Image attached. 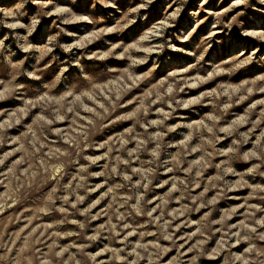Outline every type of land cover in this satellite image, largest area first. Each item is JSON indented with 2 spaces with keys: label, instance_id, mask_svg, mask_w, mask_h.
<instances>
[{
  "label": "rangeland",
  "instance_id": "1",
  "mask_svg": "<svg viewBox=\"0 0 264 264\" xmlns=\"http://www.w3.org/2000/svg\"><path fill=\"white\" fill-rule=\"evenodd\" d=\"M17 2L19 0H0V7H11ZM93 2L39 0V4H33L28 0L25 9L28 15L22 18L26 24L31 16L52 11L55 5L69 6L91 20V23L81 21L64 25L55 15L40 16V24L29 37L30 42L44 46L49 36L58 38L55 50L44 55L39 64L42 81L48 84V88L40 87L42 81L28 80L22 71L13 77L7 71L0 70V92L12 90L7 100L0 101V123L11 122L13 125L4 132L5 142L0 147V156L8 151L13 152L0 165V206L3 208L0 211V244L12 245L14 239L12 255L15 256L17 249L24 248L27 241L26 250L21 255L32 259L33 264H39L37 257L52 260V264H75L76 261L92 264L86 253H100L97 264L100 260L107 264L112 254L104 253L103 248L124 247L120 241L127 232L132 231L133 235L129 237L131 242L159 243L162 247L170 248L159 264H168L170 260L178 264V249L159 238L158 227L150 223L146 215H127L135 199L126 203L125 198L133 194V189L128 182L110 174V169L120 158L129 160L128 165H116L121 171L154 168L155 174L148 177L151 183L146 193V201L152 203H145L143 210L155 209L153 215L159 216L161 209L158 205L163 203L160 199L163 197L167 204L161 223L164 219H171L169 213L174 210L179 211L185 206L194 209L197 204L218 196L215 206L201 207L199 212L185 211L178 220L173 221L174 228L176 223L183 225L185 220H191L193 223L190 227L181 226L177 231L169 229L176 242L184 245V250L197 240H204L206 252L215 249L219 241L225 238L223 233L227 232L228 226L247 223L253 206L264 208V191L259 190L264 188V177L259 174L264 173V153L260 151L264 148V80L259 79L264 75V3L246 0V5L231 7L232 0H208L207 3H203V0H155V3L147 6V11L141 10L137 15L130 9L144 3V0H106L115 7H103L97 3L94 9L91 7ZM173 12H178L176 19L171 18ZM191 12H199V15L194 17ZM215 13H219V17ZM229 22L234 25L231 31L226 27ZM161 24L165 27L160 28ZM238 24L258 35H241L239 27H236ZM17 31L25 33L24 28ZM156 31L158 35L154 34ZM6 35L9 39L5 44L11 45L16 52L13 60L24 61L23 68L31 70L36 64L37 54L23 53L16 47L10 31L0 26V39ZM177 35L187 39H177ZM60 44H82L83 47L65 53ZM132 44L136 48H130ZM169 44L174 45L175 50ZM144 49L152 51L146 53ZM105 52L109 56L103 61L86 58ZM253 52L256 55L251 63L236 67ZM133 60L145 62L133 66ZM77 61L85 65L90 75L89 81L81 79L79 69L72 66ZM61 66L68 68V71L57 81L55 76ZM196 77L204 78L205 82L200 83ZM66 80L72 82L71 92L80 95L81 103L87 107L72 104L74 96L66 95L69 91ZM190 83L197 86L191 87ZM169 89H172L171 93ZM210 92L212 95H208ZM41 96L48 99L41 100ZM189 99L197 102L187 109L178 106V101ZM29 100L34 103L28 104ZM57 103L62 107L74 108L63 121L51 126L59 129V133L50 131V126L37 119L47 115L46 107ZM224 105H228L227 109ZM20 108L25 109V114L18 111ZM14 112L15 116L12 115ZM164 112L170 113L167 119ZM241 117L244 120L238 131L249 133V138L246 144L241 143L240 152L249 153V159L247 162L232 161L231 167L236 175H223L216 166L227 157L217 153L232 146L233 140L241 137L236 133L228 136L218 129ZM17 119L19 123H15ZM151 120H164L165 125H191L166 134V143L172 142L177 146L165 149L161 159L169 154L176 156L180 166L187 169L190 162L202 156L207 160L205 153H211V161L202 170L198 185H193L191 176L181 168L165 173L163 168L156 167L149 154L154 146L151 142L141 150L138 160L127 156L128 149L147 138L145 128ZM208 127L213 129L212 133L207 132ZM147 130L153 132L163 128L152 126ZM9 137L17 138V142L9 143ZM207 141L212 143L208 144ZM193 147L198 150L192 152ZM88 156H100L102 159L90 164L85 159ZM83 168L87 171H82ZM249 168H255L256 173L247 174ZM196 170L193 168L192 173ZM174 177L185 184L177 183V191L169 195ZM139 179V174L132 177L133 182ZM237 181L247 182L253 187L223 191L225 182ZM68 183L73 186L82 183L85 188H95V191L86 194L84 188L79 189L78 194L84 195L85 199L73 208L76 195L63 189V185ZM117 184L122 187L118 188ZM109 187L113 192L105 195ZM201 193H204L203 198L193 202L192 198L200 197ZM66 195L69 196V203L60 199ZM46 199L54 201V204H46ZM97 200L99 203L87 215L76 210H83ZM61 207L64 212L56 211ZM232 208L236 209L234 213ZM116 213L125 214V219L119 220ZM223 214H228L225 225L213 223L219 221ZM254 215L259 217L264 213L256 212ZM204 217H207V221H204ZM74 220L84 223L85 228L82 230L79 224L71 223ZM109 220L117 225L119 240L113 239L110 244L104 239L107 234L101 232V239L90 243L87 237L96 234L102 225L107 227ZM124 223L131 227L121 230ZM202 223L208 225L203 236L196 234L187 240L188 234L196 233ZM150 232L157 235H148ZM140 233H144L142 238ZM81 245H85L83 252L80 251ZM247 246L241 243L230 251L244 255ZM258 247L264 248V242L259 243ZM5 251L0 247V254ZM55 253L60 255L54 257ZM191 255L188 253V256ZM127 258L129 261L134 259L132 256ZM223 258L221 255L215 261L201 259L200 264H222ZM22 264H26V261H22ZM138 264H146V261H139Z\"/></svg>",
  "mask_w": 264,
  "mask_h": 264
},
{
  "label": "clouds",
  "instance_id": "2",
  "mask_svg": "<svg viewBox=\"0 0 264 264\" xmlns=\"http://www.w3.org/2000/svg\"><path fill=\"white\" fill-rule=\"evenodd\" d=\"M33 4H39V0H31ZM186 2V0H185ZM208 0H203V3H207ZM222 2V0H220ZM260 3H264V0H259ZM73 3H75V0H73ZM99 3L103 7H115L114 4L106 2V0H94L91 7L94 9L96 7V4ZM155 3V0H144V3H141L137 5L136 7L130 9V12L136 13L139 15L141 10L147 11V6ZM203 3L201 7H203ZM28 4V0H19V2L15 3L11 7H0V26H2L5 29H8L11 33V38L15 41L16 47L19 48L23 53L25 54H32L36 53L35 61L36 64L33 65V68L31 70L24 69L23 63L24 61H15L13 60V57L16 55V52L12 49L11 45H6L5 41L9 39V37L6 35L4 39H0V70L7 71L10 75H13L15 77V74L18 71H22V74L28 78V80H36V81H42V77L40 75L41 69L39 68L40 62L43 60L44 55L47 53H51L55 50V47L57 45L58 38L55 35L49 36L47 43L44 46L34 44L30 42L29 37L35 33L37 30L38 25L40 24V16H51L55 15L60 18V22L64 25H70L81 21H88L91 23V20L87 15H81L78 14L76 11L73 10V8L69 6H61V5H55L52 11H46L42 13H37L29 18V22L26 24L23 22L22 18L27 16L28 13L25 11L26 6ZM242 5H246V0H232L231 7H239ZM179 11V10H178ZM192 16L196 17L199 15V12H191ZM212 14V13H210ZM178 15V12H173L171 14L172 19H176ZM217 17H219V13H215ZM146 18V17H145ZM233 23L229 22L226 27L229 29V31L233 28ZM165 25L161 24L160 28H164ZM236 27H239L241 31V35L244 36H256L258 33L256 32H250L247 29L244 28L242 24L236 25ZM24 28L25 33H20L17 31L18 29ZM106 31H111V29H107ZM66 35H71L69 32H65ZM154 34H159L158 31H156ZM177 39L186 40L187 37H181L177 35ZM59 47L62 51L65 53L72 52L73 48H82V44H60ZM130 48H136L135 44H132L129 46ZM169 47L172 48V50H175V46L172 44H169ZM146 53H150L151 49H144ZM255 52H253L247 59L240 61L236 67L241 68L249 63L252 62L253 57L255 56ZM109 56L108 52L96 55L93 54L92 56L86 57L87 59H96L98 61H103L107 59ZM145 61H132L133 66H137L139 64L144 63ZM73 67H76L79 69L80 78L89 81L90 75L85 69V65L80 62H73ZM108 71H112V69H107ZM68 71V68H65L61 66L58 69V72L55 76V79L59 81L65 72ZM127 71V69L125 70ZM200 83H204L205 80L202 77H196L195 78ZM259 79L264 80V75L260 76ZM72 82L66 80V87L69 89V91L66 93L67 96H74V100L72 101V104H80L82 107H87L86 105H83L81 103V96L75 95L73 92H71L72 88ZM191 87H196L197 85L195 83H190ZM41 88H48V84L46 82L41 83ZM16 91H20V89H17ZM169 93H171L172 89L168 90ZM235 91V90H234ZM12 94V90H6L4 92H0V101H5L9 98V96ZM83 95L87 96V93H83ZM208 95H212V93H208ZM20 96H17V99H19ZM65 97H61V99H64ZM41 100H47V96H41ZM197 101L195 99H189L186 101H178V106L183 109H187L193 104H195ZM28 104H33L34 102L29 100L27 101ZM228 105H224V108L227 109ZM92 109H88V111H91ZM18 111L23 115L25 114V109L20 108ZM47 115H41L37 117V119L41 122H43L45 125L50 126L49 130L53 132L59 133L60 130L57 128H52L51 126L55 122L63 121L69 112H73L74 108L72 106H66L62 107L59 105V103L54 104L52 106L46 107ZM107 111V109H105ZM13 116L16 115V113H12ZM170 116L169 112H164V117L167 119ZM215 119V118H213ZM244 118L241 117L237 121H233L231 124L225 127H220L218 131L220 133H224L228 136H232L234 133L238 134L241 139L233 140L232 146H229L227 149H220L218 151V155L222 157H227L226 160L222 161L220 165H217V169L222 171L223 175L227 174H233L236 175L235 170L233 167H231L232 161L239 160L243 162H247L249 159V153H241L240 152V145L241 143H247L249 138V133L247 132H239L238 128L239 125L243 123ZM15 123H19V120L17 119ZM13 125L11 122L7 123H0V147L4 145L5 137L4 132L7 128H11ZM157 126L158 128H163V130H157L153 132H149L147 129ZM180 127H191V125H182V124H175V125H165L164 120H151L150 123L146 126L145 132H146V139L140 140L136 147L130 148L127 150V156L130 159H139V153L141 150L145 149L147 144L151 142L154 146L149 150L150 156L153 158V163L158 168H163L164 172H172L176 168H181L182 171L186 172L191 176V182L193 185H198L199 178L201 176V172L204 168L208 167L209 162L211 161V153H205V155L208 157L207 160L204 159L202 156L200 159L192 161L189 163V166L187 169H183L180 166V161L176 158V156L168 155L167 158L161 159L163 155H165V149L176 147L177 145L172 142L166 143V134L175 132ZM207 132L212 133L213 129L211 127L207 128ZM218 139V137H217ZM9 143H16L17 138L15 137H9L8 138ZM206 143L211 144L212 141H207ZM198 150L197 147H193L191 149L192 152H196ZM260 151L264 153V148H261ZM13 155L12 151L5 152L2 156H0V165H3L5 163V160ZM251 155H255V153H252ZM90 164H96L99 160L102 159L100 156L92 157L88 156L85 157ZM128 165L129 160L124 159L121 160L120 158H117L115 161L114 166L110 169V174L112 177H119L124 182H128L133 189V194L131 196H128L125 198V202L135 199V203L130 205L131 211L127 213V215L131 216L133 213L136 216H142L146 215L149 218V222L155 224L159 229V238L163 239L164 241L170 242L173 246H175L177 250V257L180 258V261L178 264H200V260H206V261H215L218 260L221 255L224 256L222 264H264V248L258 247V244L261 242H264V231H260V229H264V215H260L257 217L254 215L256 212L264 213V208H257L256 206L252 207V214H249L247 217V223H241L240 225H233L228 226V230L226 233H223L225 236L224 239L220 240L217 247L215 249H209L207 252L204 248V240H197L194 244H192L187 250H184V245L178 244L176 242V239H174L172 232L169 231L170 228L173 229V231L179 230L181 226L187 228L190 227L193 223L191 220H185L183 225L176 223L173 228V221L178 220V218L183 215L185 211H195L199 212L201 207L205 206H215L218 203V196H214L211 199L206 200L203 203L197 204V206L194 209H188L186 206L182 207L179 211H172L169 213L171 219H164L163 223H161V218L164 216V206L167 204V200H165L163 197L160 199L163 201L162 204L158 205L161 209V213L159 216H154L153 213L155 212V209L149 210L145 212L143 210V205L145 203H152V201L148 200L146 201V193L149 189V185L151 181L148 179L150 175L155 174L154 168H147V169H140V168H131L130 172L128 170L121 171L116 165L119 164ZM196 168L197 170L195 173H192V169ZM82 171H87L86 168L81 169ZM256 169L255 168H249L247 170V174H255ZM104 173H93L92 175H103ZM139 174L141 179L133 182L132 177L133 175ZM262 177H264V173H259ZM163 183H168V181H164ZM179 183L181 185H184V181H177L174 177L172 180V188L170 190L169 195H171V192L177 191L176 184ZM249 187L252 188L253 186L251 184H247V182H240L237 181L235 183L225 182L223 191L230 192L235 188H243V187ZM99 187V186H97ZM117 187H122V185L117 184ZM84 188L85 193H89L91 191H95V188H85V186L82 183H77L75 186H73L72 183L64 184L63 189L65 192H69L72 195H76V203L72 205L73 208H76V204L82 203L85 199L84 195H79L78 190ZM261 191H264V188L259 189ZM55 191V189L53 190ZM255 191V189H254ZM113 189L111 187L108 188V192L105 193V195H108L109 193H112ZM183 195V193H182ZM204 196V193H201L200 197H193V202L197 200H201ZM62 201L65 203H69V196H63L60 197ZM45 203H53L54 201L45 200ZM99 203V200L95 201L94 203L90 204L87 208L80 210L76 209L77 211H80L82 215H87L91 212V209L96 206V204ZM3 208L0 206V211H2ZM45 209H42L44 211ZM56 211L64 212V208H58ZM223 211V210H221ZM231 211L234 213L236 211L235 208H232ZM119 220L125 219V214L116 213ZM92 219H95V217H92ZM204 221H207V217L203 218ZM228 219V214H223L221 216V219L219 221H215L213 223H220L222 226L225 225L226 220ZM58 223H64V221H58ZM71 223L79 224L80 229L85 228V224L80 221H71ZM131 225L124 223L122 225L121 230L130 228ZM236 228L237 230L233 231L232 229ZM208 230L207 223H202L201 226L197 228L196 233H190L186 237L187 240H190L193 235L199 234L203 236L204 231ZM223 232V229H221ZM101 232L106 233L107 235L104 236V239H107L109 243L111 244L113 239L119 240V233L117 232V225L112 223L111 220L108 222V226H101L100 229L96 230V234L91 235L87 237V240L92 242H97L101 239ZM133 235L132 231L127 232V234L123 237V240L120 242L124 245V247L116 248V247H108L105 246L103 248L104 253H111L110 260L107 262V264H138L139 261L145 260L146 264H159V260L163 258L164 254H166L168 251H170V248L162 247L159 243H141V242H131L129 240V237ZM141 238L143 237L144 233H140ZM148 235H157L155 232H150ZM241 243H244L248 245L244 250V255L237 254L235 252H231V248L235 247L236 245H239ZM15 245V240L13 239L12 245H9L7 243L0 244V247L6 249L5 253L0 254V264H22V261H26V264H33L32 259L29 257H22V253L26 250L27 247V241H25V247L17 249V254L15 256L12 255V247ZM130 246V247H129ZM85 245L80 246V251L83 252V248ZM121 253H126L125 255H122ZM188 253H192L191 256H188ZM59 253H55V256H59ZM92 262V264H97V256L100 255V253H96L95 255L91 253L85 254ZM128 256L134 257L131 261L128 260ZM187 257V259H184ZM39 264H52V260L37 257ZM174 260L176 258H173ZM67 264V262H65ZM75 264H81L80 261H76ZM98 264H106L105 261L100 260ZM168 264H173V261L170 260Z\"/></svg>",
  "mask_w": 264,
  "mask_h": 264
}]
</instances>
